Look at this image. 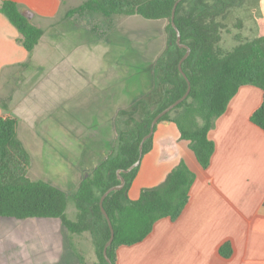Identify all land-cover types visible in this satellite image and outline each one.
<instances>
[{
    "label": "trees",
    "instance_id": "obj_1",
    "mask_svg": "<svg viewBox=\"0 0 264 264\" xmlns=\"http://www.w3.org/2000/svg\"><path fill=\"white\" fill-rule=\"evenodd\" d=\"M176 1L86 0L65 12V19L90 18L91 14L105 19L139 16L167 22L164 51L151 66L132 75L148 73L149 87L129 104L115 110L110 121L114 138L105 142L104 154L87 160L86 170L73 191H64L43 180L29 179L27 171L31 161L17 137L18 120L0 118V218L58 220L78 264H85V260L73 247L75 237L89 240L96 258L93 264H108L103 248L110 229L100 209V198L109 188L119 184L118 170H125L139 160V144L149 133L152 120L185 94L187 83L178 64L186 47L190 53L181 69L190 82V92L154 126L153 133L159 123L170 122L178 132L176 142L162 147L167 153L162 161L178 159L176 143L186 142L200 167L207 169L214 152V143L208 134L243 85L254 86L262 92L261 103L250 115V122L264 132V37L248 38L242 37L240 32H232V28L241 29V20L232 24V16L235 11L246 8L248 0L180 1L174 23L182 48L176 43V32L170 22ZM0 14L17 30L21 46L30 54L43 34L32 23L31 13L14 2L3 1ZM225 35H232L233 44L228 49L222 47ZM1 108L6 110L7 105L2 104ZM152 144L153 135L144 142L142 157ZM139 166L129 173H120L124 187L112 191L103 200L114 231V239L107 249L111 264H116L119 247L142 242L164 218L172 222L178 219L188 203L195 180V174L178 159L157 185L141 189L138 199L130 200L127 193ZM69 201L74 203L73 219L67 214ZM219 255L225 259L232 255L229 242L220 246Z\"/></svg>",
    "mask_w": 264,
    "mask_h": 264
},
{
    "label": "crops",
    "instance_id": "obj_2",
    "mask_svg": "<svg viewBox=\"0 0 264 264\" xmlns=\"http://www.w3.org/2000/svg\"><path fill=\"white\" fill-rule=\"evenodd\" d=\"M3 1L14 2L29 11L32 23L43 32L29 54L19 42L20 34L0 14V86L3 77L7 79L19 69L22 76L36 72L29 92L12 96L6 110L0 105V118L12 116L18 120L17 137L21 141L20 131L27 137L35 132L39 118L30 106L43 83L53 87L54 76H61V71L70 69L72 75L76 70L86 72L79 61L73 60V55L81 51L82 59L87 58L85 54L92 40L85 37V31H80L79 37L69 36L77 27L64 19L67 10L85 0H0V4ZM102 60L98 59L97 69ZM261 99V90L254 86L243 85L238 89L208 134L214 152L207 169L200 167L186 142L176 143L178 159L195 174L188 203L175 221L164 218L142 242L119 247L116 264H264V132L250 122V115ZM17 112L24 114L23 121ZM177 139L173 123L161 122L156 126L152 147L142 157L128 190L130 200H137L141 189L157 185L175 166L178 159L162 161L167 154L162 147ZM23 146L26 149V144ZM72 187L69 189L73 191ZM67 214L71 219L75 216L73 201H69ZM55 225L56 243L60 232L58 220H54ZM225 242L232 246V255L227 259L219 255ZM55 254L54 262H58V253Z\"/></svg>",
    "mask_w": 264,
    "mask_h": 264
},
{
    "label": "rangeland",
    "instance_id": "obj_3",
    "mask_svg": "<svg viewBox=\"0 0 264 264\" xmlns=\"http://www.w3.org/2000/svg\"><path fill=\"white\" fill-rule=\"evenodd\" d=\"M88 16L90 18L66 19L77 27V31L69 30V36L79 37L80 31H85V37H91L92 44L85 54L87 58L82 59L81 51L73 55V60L79 61L86 72L76 70L72 75L70 69L65 73L61 71V76H54L53 87L44 82L34 107L30 106L39 118L35 132L27 137L20 131L31 161L27 177L32 181H46L66 191L79 183L87 160L105 153V142L114 138L110 121L115 110L129 104L139 92L149 87L148 73L132 75L151 66L166 47L164 28L167 22L164 20H146L139 16L109 19L100 15ZM238 19L241 29L232 28L233 34L240 32L242 37H264V0H248L246 8L235 11L232 24ZM232 35H225L223 48L228 49L233 44ZM99 58L103 60L97 69ZM64 62L67 63V59ZM89 68L92 69L87 73ZM35 74L26 72L22 76L19 69L7 79L3 77L0 105H8L12 96L29 92ZM17 113L23 121L24 114ZM56 228L54 220L0 218V264H78L61 226L58 242H54ZM72 244L83 256L85 264L94 263L95 253L88 239L75 237ZM55 252L59 256L58 262H54Z\"/></svg>",
    "mask_w": 264,
    "mask_h": 264
},
{
    "label": "water",
    "instance_id": "obj_4",
    "mask_svg": "<svg viewBox=\"0 0 264 264\" xmlns=\"http://www.w3.org/2000/svg\"><path fill=\"white\" fill-rule=\"evenodd\" d=\"M182 1V0H177L174 5H173V8H172V12H171V19H170V22H171V26L172 28L175 30L176 32V43L178 44V46L180 48L184 47L182 44H180V34H179V31L177 30L176 26H175V23H174V18H175V10H176V7H177V4ZM189 53H190V49L186 47V53L184 54L183 58L180 60L179 64H178V70L179 72L181 73L182 77L184 78V80L186 81L187 83V90L185 92V94L179 98L178 100H176L174 103L170 104L168 107H166L164 110H162L151 122L150 124V130H149V133L144 136V138L141 140L140 144H139V160L137 162H135L134 164H132L129 168L125 169V170H118L117 171V179L119 180V184L116 185V186H113L111 188H109L103 195L102 197L100 198V201H99V205H100V209H101V212L102 214L105 216L106 220H107V223H108V226H109V229H110V236H109V239L107 240V242L105 243L104 245V248H103V256L106 260V262L108 264H111L110 262V259L108 258L107 256V249L108 247L112 244V241L114 239V231H113V228H112V225H111V222L103 208V200L105 199V197L110 194L112 191H117V190H121L123 187H124V184H125V181L124 179L121 177L120 173H129L131 172L135 167L139 166L140 164V158L142 157V152H143V144L144 142L149 139L152 135H153V131H154V126L157 124V122L164 116L166 115L167 113L171 112L176 106H178L182 101H184L186 99V97L188 96L189 92H190V82L188 81L187 77L185 76V74L183 73L182 69H181V64L182 62L189 56Z\"/></svg>",
    "mask_w": 264,
    "mask_h": 264
}]
</instances>
